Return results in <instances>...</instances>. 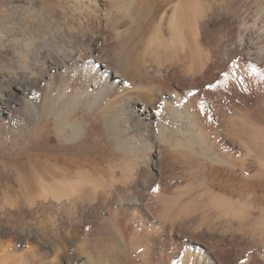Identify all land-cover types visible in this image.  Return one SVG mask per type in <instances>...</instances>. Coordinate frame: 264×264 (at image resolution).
Masks as SVG:
<instances>
[{"label":"bare ground","instance_id":"bare-ground-1","mask_svg":"<svg viewBox=\"0 0 264 264\" xmlns=\"http://www.w3.org/2000/svg\"><path fill=\"white\" fill-rule=\"evenodd\" d=\"M250 1L227 0L235 22L213 29L218 0H46L64 16L51 30L13 40V56L0 32V143L41 86L31 118L59 141L22 199L60 214L0 224V264H264V19ZM36 4L18 8L42 17Z\"/></svg>","mask_w":264,"mask_h":264},{"label":"rangeland","instance_id":"rangeland-1","mask_svg":"<svg viewBox=\"0 0 264 264\" xmlns=\"http://www.w3.org/2000/svg\"><path fill=\"white\" fill-rule=\"evenodd\" d=\"M31 1L32 0H0V11L4 7H7L5 13H0V32L5 35L3 42L6 47L9 48V56H13V40L20 41L29 38H37L39 34L51 30V24L49 22L51 19L64 18L63 14L60 13V9L47 6L48 3L46 0H36L37 4L35 5V9L39 10L45 5L43 6L42 17L33 18L26 15L22 9L18 8V5L28 6ZM218 1L221 3L224 2L225 6L223 8L214 9L209 14V25L213 29H219L222 26L235 22L236 17L232 12L234 8L232 10L229 8L231 4H228L227 0ZM208 2L211 4L212 0H208ZM250 3L252 5L254 4V8L257 9L259 7L261 9L257 11H261L260 17L263 20L264 0H251ZM1 42L0 40V49L3 44H1ZM214 72L220 74L219 71ZM258 76H260V78H258ZM258 76V83L262 85V87L258 85V90L264 92V72H262V74L261 72L258 73ZM137 77L143 80L142 75ZM244 87L243 90H245ZM39 89L43 88L39 86L31 88L28 91L27 98L32 99L34 108H28L27 106L24 112L22 110L18 113V121L20 123L17 121L18 126L15 122L6 126L3 132L6 139H8L0 143V224L14 227L17 230L25 225V227L31 226L40 230H43L44 227L49 228L50 217H59L60 215L57 206L49 201L37 202L35 205H27L22 199L23 194L27 190L37 191V187L39 188V184L35 183V179H37L39 172L43 170L44 167V164H42L44 163L43 154L44 152H48L59 141L54 132L48 137H44V135L40 136L41 134L38 132L39 126L42 125L47 118H31L36 109L40 106L38 104H40L41 101V93L45 92ZM88 118L91 117L88 116ZM49 119L53 120L52 117H49ZM27 125H29V128H27ZM91 129L95 131L97 137H101L94 124L91 126ZM16 133H18V135ZM5 196L14 197L17 200L9 204L4 200ZM44 238L47 239L45 234ZM1 252L2 250L0 249V253ZM70 252L73 257L78 255L82 256L83 254L82 251H78V249L73 247ZM118 259L122 264L130 263L129 254L119 255ZM33 263L36 264V262ZM136 263L142 264L141 260L138 258H136Z\"/></svg>","mask_w":264,"mask_h":264}]
</instances>
